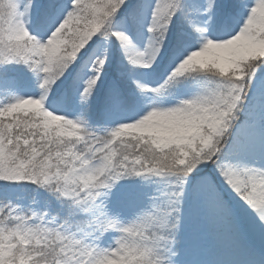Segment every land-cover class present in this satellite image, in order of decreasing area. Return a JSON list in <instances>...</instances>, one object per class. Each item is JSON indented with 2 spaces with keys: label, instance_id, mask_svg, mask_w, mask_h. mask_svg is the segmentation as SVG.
<instances>
[{
  "label": "snow or ice",
  "instance_id": "obj_1",
  "mask_svg": "<svg viewBox=\"0 0 264 264\" xmlns=\"http://www.w3.org/2000/svg\"><path fill=\"white\" fill-rule=\"evenodd\" d=\"M26 86L0 104V264H264V0H0V89ZM100 87L115 126L69 118Z\"/></svg>",
  "mask_w": 264,
  "mask_h": 264
},
{
  "label": "rangeland",
  "instance_id": "obj_2",
  "mask_svg": "<svg viewBox=\"0 0 264 264\" xmlns=\"http://www.w3.org/2000/svg\"><path fill=\"white\" fill-rule=\"evenodd\" d=\"M130 38L133 40L134 45L138 48V49H143L144 44H145V38H146V34L141 36L139 39L135 38L134 36H130ZM113 63L116 65H124L125 68H131V65H128V62L126 59H124L123 53L121 51H119V45L117 44V50L116 52L113 54ZM19 67V66H17ZM153 68L156 69V71L154 72H149L147 69H140L139 72H134L133 74V79H139L141 83L145 84V90H150L154 85L153 83H151V81H154L160 72V67H158L156 64L152 65ZM31 75V74H29ZM117 75H119V73H117ZM112 78V72H109L108 78L106 79V83L108 80H110ZM33 80H35V77H32ZM63 79V78H62ZM57 84L59 85V87H55L54 89L57 92V94L59 96H63L64 90L66 88V84L61 83L60 81H57ZM129 85L133 88V90H135V86L131 85V81L129 80ZM28 91L27 86L25 87V89L20 90L18 92L15 93H11L7 90H3L0 89V104L7 102L11 96L14 95H18V96H24L26 95V92ZM37 91H39V89L37 88ZM104 92L105 89L104 87H100L96 93H94L95 99L93 101H91L92 104V115H88L85 116L81 111L78 110V108H76V105L78 104V99L76 97H73L71 102H70V108L74 109L72 116L69 118H73L75 119L77 116H79L80 118H82L84 121H86L87 126H90L92 128H96V127H100V126H107V127H114L115 125H104L103 120L100 119V114L102 112L103 109V105H104ZM47 100L48 97L45 98V105L47 104ZM59 114V113H58ZM239 119H243V113L240 114ZM251 166H258V165H251ZM153 181H159L158 183H152V181H138L140 183H144L149 185V188L152 190H164V182L162 180H160V178H152ZM124 181H119L117 183H123ZM23 183V182H21ZM35 186H31L29 188H23V187H17L14 188L11 193V201L13 203H19L21 205H27L32 203L33 200L35 201H39L40 196L42 194L41 193H37L34 192L32 189ZM19 198V199H17ZM110 243L109 239L105 240V246ZM204 249H205V255L202 257L203 259H212L215 258L219 255H221L222 249L219 248L216 243L214 241H212L211 239H208L204 242ZM256 254L262 255L264 254V250H262L259 246V244L256 245Z\"/></svg>",
  "mask_w": 264,
  "mask_h": 264
},
{
  "label": "trees",
  "instance_id": "obj_3",
  "mask_svg": "<svg viewBox=\"0 0 264 264\" xmlns=\"http://www.w3.org/2000/svg\"><path fill=\"white\" fill-rule=\"evenodd\" d=\"M81 120H83L82 118H81ZM24 183V182H23Z\"/></svg>",
  "mask_w": 264,
  "mask_h": 264
}]
</instances>
